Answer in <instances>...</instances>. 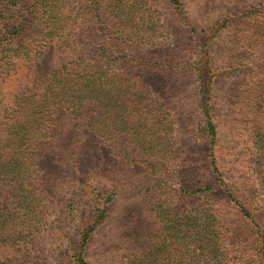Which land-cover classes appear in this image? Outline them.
<instances>
[{"label":"trees","instance_id":"obj_1","mask_svg":"<svg viewBox=\"0 0 264 264\" xmlns=\"http://www.w3.org/2000/svg\"><path fill=\"white\" fill-rule=\"evenodd\" d=\"M159 1L196 46L185 69L199 81L201 130L218 175L198 189L173 186L180 151L160 75L177 67L176 44L163 36L175 24L161 20ZM244 19L250 46L264 49L262 5L221 28ZM214 25L189 20L185 0H0V264H90L89 245L122 187L145 179L127 216L125 264H231L240 236L211 201L220 191L239 222L253 224L264 264L261 227L214 156L212 38L222 32ZM245 100L264 188V77L247 84Z\"/></svg>","mask_w":264,"mask_h":264},{"label":"rangeland","instance_id":"obj_2","mask_svg":"<svg viewBox=\"0 0 264 264\" xmlns=\"http://www.w3.org/2000/svg\"><path fill=\"white\" fill-rule=\"evenodd\" d=\"M260 5L264 6V0H185V13L189 20L206 29L214 27L217 23L216 27L222 31L212 38L213 68L216 74L213 75L211 103L213 119L219 131L218 142L213 149L214 156L217 158L220 171L224 174L223 178L238 196L244 197L264 234V188L256 168L258 156L253 139L255 123L246 113L248 107L245 100L247 84L264 77L262 75L264 55L261 53L264 49L250 46L247 35L251 30V22L246 19L241 22L230 21L227 28H221L225 19L242 17L250 8ZM155 6L159 8L157 13H162L160 14L162 21L166 18L175 24V16L166 4L159 1ZM214 32L216 28L209 32L208 36ZM163 36H166L164 42L172 40L176 44L172 53L176 69L160 75L163 81L161 87H165L163 93L167 97L165 100L168 103L167 110L171 112L174 124L172 132L175 144L180 151L177 160L173 161L177 168L173 186L181 188L187 184L188 188L198 189L207 183L218 181V175L208 164L211 150L209 141L201 130L199 81L191 70L185 69L195 58L196 46L192 36L180 23L175 24L171 32L166 29ZM165 49L166 46L163 45L155 52L161 53ZM145 72L149 74V81L156 87L159 84L154 81L157 76L152 72ZM149 160L158 162L153 157ZM124 176L125 173L122 171L120 176L115 175L113 179H121ZM92 180L101 185L95 177H92ZM146 182L147 179L134 181L133 187H122L124 189L120 198L118 196L119 204L114 214L108 224L96 232L89 245L90 264H125L124 262L130 258L132 250L125 248L128 243L125 238L129 226L127 216L144 198ZM119 183L122 184L123 181ZM214 198L223 222L240 236L238 244L231 247L234 249L232 255L235 256L231 264H262L259 261L260 254L256 242L258 234L253 224L242 219L239 222L237 209L224 197L222 191L211 201H214Z\"/></svg>","mask_w":264,"mask_h":264}]
</instances>
